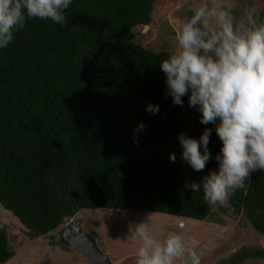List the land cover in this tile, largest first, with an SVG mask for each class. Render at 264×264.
<instances>
[{
	"label": "trees",
	"instance_id": "16d2710c",
	"mask_svg": "<svg viewBox=\"0 0 264 264\" xmlns=\"http://www.w3.org/2000/svg\"><path fill=\"white\" fill-rule=\"evenodd\" d=\"M156 1L72 0L64 13L68 24L29 20L0 49V206L28 240L48 237L82 210L223 224L202 190L185 187L218 167L222 144L215 126L200 123L187 96L180 107L165 95L159 65L169 53L133 42L134 27L149 24ZM255 13L264 18V7ZM150 103L159 106L158 114L146 111ZM141 123L146 129L134 144ZM206 127L212 129V158L196 172L181 160L178 137L199 140ZM172 153L174 163L159 156ZM245 184L227 206L264 236V172L257 170ZM13 256L0 228V264ZM248 260H264V249L244 246L216 264Z\"/></svg>",
	"mask_w": 264,
	"mask_h": 264
},
{
	"label": "clouds",
	"instance_id": "9594fccd",
	"mask_svg": "<svg viewBox=\"0 0 264 264\" xmlns=\"http://www.w3.org/2000/svg\"><path fill=\"white\" fill-rule=\"evenodd\" d=\"M72 0H0V49L12 43L14 33L27 21L48 20L63 27L65 11ZM232 0H205L191 9L175 32L176 47L160 62L165 76L166 96L174 105L188 106L200 113L202 125L212 124L222 146L215 156L218 167L186 183L193 192H203L209 204L224 206L257 170L264 172V18L255 9L240 17L233 14ZM146 111L158 114L159 106ZM146 129L139 124L136 134ZM211 128L199 140L181 133V160L201 172L210 161ZM201 148L203 151H201ZM169 159L175 162V153ZM156 213L129 227L136 245L135 264H183L192 253L186 238L170 231L161 235L152 223ZM193 264H196L194 261Z\"/></svg>",
	"mask_w": 264,
	"mask_h": 264
},
{
	"label": "rangeland",
	"instance_id": "374dc122",
	"mask_svg": "<svg viewBox=\"0 0 264 264\" xmlns=\"http://www.w3.org/2000/svg\"><path fill=\"white\" fill-rule=\"evenodd\" d=\"M232 2L235 5L233 11L237 9L243 13L264 7V0H251V3L243 0ZM203 3L205 0H157L149 24L134 27L133 42L152 52L170 54L176 47L175 32L180 21L187 19L189 10ZM159 156L166 163H171L166 156L162 154ZM178 167L186 173L183 166ZM211 206L216 218L222 220V225L205 221H184L162 214H156L151 218L161 235L174 231L186 238L192 253L183 264H190L195 256L199 257L197 264H216L244 246L264 249V236L256 233L242 216L234 217L227 204ZM220 207L224 208L226 214L221 213ZM148 214L132 211L82 210L80 214L66 220L48 237L30 241L25 236L24 227L0 206V228L6 231L9 245L14 252L13 258L5 264H88L76 252L65 249L66 242L60 238L71 222L77 220H80L83 232L93 234L97 246L109 256L112 264H135L137 245L128 238L129 227L145 219ZM242 264H264V260H248Z\"/></svg>",
	"mask_w": 264,
	"mask_h": 264
},
{
	"label": "water",
	"instance_id": "95a60500",
	"mask_svg": "<svg viewBox=\"0 0 264 264\" xmlns=\"http://www.w3.org/2000/svg\"><path fill=\"white\" fill-rule=\"evenodd\" d=\"M74 222L76 223V227L73 230V234L70 237H66L67 248L82 256L88 264H112L109 256L103 253L97 246L95 239L90 234L81 230L80 220ZM194 261L197 264L199 257H193L190 264H193Z\"/></svg>",
	"mask_w": 264,
	"mask_h": 264
},
{
	"label": "flooded vegetation",
	"instance_id": "af4514ba",
	"mask_svg": "<svg viewBox=\"0 0 264 264\" xmlns=\"http://www.w3.org/2000/svg\"><path fill=\"white\" fill-rule=\"evenodd\" d=\"M76 227V223L73 221L62 233V236L60 238L64 239V241L67 243L66 241V237H70L73 234V230ZM65 243V245H66Z\"/></svg>",
	"mask_w": 264,
	"mask_h": 264
}]
</instances>
